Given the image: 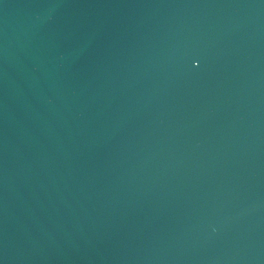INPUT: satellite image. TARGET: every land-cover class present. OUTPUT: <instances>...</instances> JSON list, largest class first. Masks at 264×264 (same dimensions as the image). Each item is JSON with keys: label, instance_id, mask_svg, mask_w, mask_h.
Wrapping results in <instances>:
<instances>
[{"label": "water", "instance_id": "obj_1", "mask_svg": "<svg viewBox=\"0 0 264 264\" xmlns=\"http://www.w3.org/2000/svg\"><path fill=\"white\" fill-rule=\"evenodd\" d=\"M0 264H264V0H0Z\"/></svg>", "mask_w": 264, "mask_h": 264}]
</instances>
